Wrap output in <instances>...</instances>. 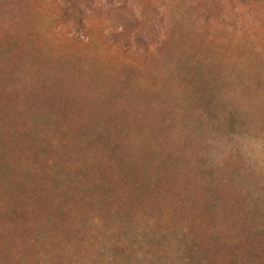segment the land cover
I'll list each match as a JSON object with an SVG mask.
<instances>
[{"label": "rangeland", "instance_id": "rangeland-1", "mask_svg": "<svg viewBox=\"0 0 264 264\" xmlns=\"http://www.w3.org/2000/svg\"><path fill=\"white\" fill-rule=\"evenodd\" d=\"M0 264H264V0H0Z\"/></svg>", "mask_w": 264, "mask_h": 264}]
</instances>
